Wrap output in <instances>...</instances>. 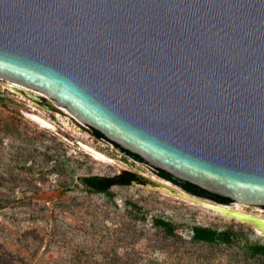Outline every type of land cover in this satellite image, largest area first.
<instances>
[{
  "label": "water",
  "instance_id": "1",
  "mask_svg": "<svg viewBox=\"0 0 264 264\" xmlns=\"http://www.w3.org/2000/svg\"><path fill=\"white\" fill-rule=\"evenodd\" d=\"M0 78L264 235V0H0Z\"/></svg>",
  "mask_w": 264,
  "mask_h": 264
},
{
  "label": "rangeland",
  "instance_id": "2",
  "mask_svg": "<svg viewBox=\"0 0 264 264\" xmlns=\"http://www.w3.org/2000/svg\"><path fill=\"white\" fill-rule=\"evenodd\" d=\"M13 84L0 78V264H245L233 241L264 243L250 224L158 190L114 185L111 199L86 191L79 177L116 176L119 166L142 183L184 190L97 139L64 107L33 103ZM236 208L264 216L263 208ZM136 209L146 216L135 218ZM153 216L183 222V228L177 237L165 236ZM192 225L217 228V241L191 242Z\"/></svg>",
  "mask_w": 264,
  "mask_h": 264
},
{
  "label": "trees",
  "instance_id": "3",
  "mask_svg": "<svg viewBox=\"0 0 264 264\" xmlns=\"http://www.w3.org/2000/svg\"><path fill=\"white\" fill-rule=\"evenodd\" d=\"M92 131L97 139H105V137L100 132L93 129ZM122 151L126 153L129 157H131L133 160L142 162L140 157L136 156L135 154L129 153L125 150ZM57 163L58 165H62L63 168L67 171V165L65 160H61L58 157ZM156 173L160 178L180 186L184 191L192 195L203 198H209L219 203L228 204L230 202V199L228 198L213 195L197 186L190 184L189 182L174 178L172 175L163 170L157 169ZM136 176L137 174L133 171H124L116 176L99 177L96 175H88L79 177V180L86 191L92 193H102L106 197L111 199L114 197V194L110 191V188L112 186L129 185L130 182L135 180ZM68 184H71V182L65 183L64 185ZM74 184H76L75 186L79 185L78 182ZM130 204L132 205L133 203ZM134 216L135 218H140L142 216L145 217L146 212H144L142 209H136ZM152 220L155 224H157L158 228L164 233L165 236L177 237L179 231L183 228V222L176 223V221L172 218L153 216ZM188 233L189 239L193 243L213 245L217 241L220 231L215 227L207 225H192L189 227ZM233 243L236 246L238 253L242 255L245 264H264V243H250L248 241H233Z\"/></svg>",
  "mask_w": 264,
  "mask_h": 264
},
{
  "label": "flooded vegetation",
  "instance_id": "4",
  "mask_svg": "<svg viewBox=\"0 0 264 264\" xmlns=\"http://www.w3.org/2000/svg\"><path fill=\"white\" fill-rule=\"evenodd\" d=\"M13 87H15L16 85H12ZM37 104H39V105H43V106H46V107H49V108H53V106H54V102L53 101H51L50 99H48V98H46L45 96H42L41 97V100H40V102H37ZM92 130V129H91ZM116 145V144H115ZM116 146H118V145H116ZM118 148L119 149H122L121 147H119L118 146ZM123 150V149H122ZM127 155V154H126ZM128 156V155H127ZM155 173H156V170L157 169H154V168H152V167H150ZM157 174V173H156ZM133 181H138V182H142V179L137 175L136 176V178H135V180H133ZM130 184H131V182H130ZM129 184V185H130Z\"/></svg>",
  "mask_w": 264,
  "mask_h": 264
},
{
  "label": "bare ground",
  "instance_id": "5",
  "mask_svg": "<svg viewBox=\"0 0 264 264\" xmlns=\"http://www.w3.org/2000/svg\"><path fill=\"white\" fill-rule=\"evenodd\" d=\"M7 81H9V80H7ZM11 82V81H10ZM39 120V122H41V123H43L44 124V122L41 120V119H38ZM235 204V207H237L238 205H239V203L238 202H235L234 203ZM245 206H247V205H245ZM256 208V207H255Z\"/></svg>",
  "mask_w": 264,
  "mask_h": 264
}]
</instances>
